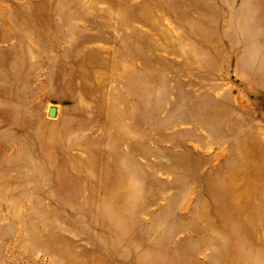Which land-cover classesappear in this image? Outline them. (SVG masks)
<instances>
[{
    "label": "rangeland",
    "instance_id": "rangeland-1",
    "mask_svg": "<svg viewBox=\"0 0 264 264\" xmlns=\"http://www.w3.org/2000/svg\"><path fill=\"white\" fill-rule=\"evenodd\" d=\"M0 264H264V0H0Z\"/></svg>",
    "mask_w": 264,
    "mask_h": 264
},
{
    "label": "bare ground",
    "instance_id": "bare-ground-1",
    "mask_svg": "<svg viewBox=\"0 0 264 264\" xmlns=\"http://www.w3.org/2000/svg\"><path fill=\"white\" fill-rule=\"evenodd\" d=\"M243 246H242V248H243L242 257L243 258H251L252 257V258L259 259V255L254 251L252 246H250L249 244H244ZM143 257H145V255H143ZM242 261H245V260H242Z\"/></svg>",
    "mask_w": 264,
    "mask_h": 264
},
{
    "label": "water",
    "instance_id": "water-1",
    "mask_svg": "<svg viewBox=\"0 0 264 264\" xmlns=\"http://www.w3.org/2000/svg\"><path fill=\"white\" fill-rule=\"evenodd\" d=\"M49 115L50 116H55L56 115V108L55 107H51L49 110Z\"/></svg>",
    "mask_w": 264,
    "mask_h": 264
}]
</instances>
